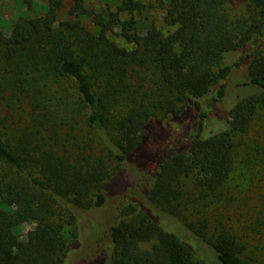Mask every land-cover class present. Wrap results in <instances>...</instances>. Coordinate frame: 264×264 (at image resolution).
<instances>
[{
	"label": "trees",
	"instance_id": "1",
	"mask_svg": "<svg viewBox=\"0 0 264 264\" xmlns=\"http://www.w3.org/2000/svg\"><path fill=\"white\" fill-rule=\"evenodd\" d=\"M143 8L48 0L0 25V264H64L63 221L76 237L127 165L136 197L91 263L264 264V0H159L167 31ZM239 69L257 90L217 117Z\"/></svg>",
	"mask_w": 264,
	"mask_h": 264
},
{
	"label": "rangeland",
	"instance_id": "2",
	"mask_svg": "<svg viewBox=\"0 0 264 264\" xmlns=\"http://www.w3.org/2000/svg\"><path fill=\"white\" fill-rule=\"evenodd\" d=\"M144 2V8L142 10V18L146 17L147 21L154 20L156 25L163 30L167 31L173 27L166 24L163 19L162 10L159 8V0H142ZM71 2H66L63 9L58 14V20L69 18L67 14L68 7ZM239 2H236L235 5H238ZM86 5L88 8H104L110 6L114 8L115 0H86ZM48 10V0H34L31 6L26 5L23 0H0V25L6 35H10L12 32V26L14 22L21 16L24 17H33L41 15ZM137 14V13H136ZM128 16V15H126ZM137 17H140L137 14ZM83 23L89 29H93V23L90 18H83ZM116 31L119 28H115ZM113 38L118 41L120 44H126L125 40L120 37L113 35ZM246 72L243 70H237L232 73L229 78L226 95L222 102L218 105L215 104V116L221 117L224 115L228 107L233 103L237 98L238 92H242V95L254 92L257 88H251L248 85L242 84L246 80ZM240 90L238 91V86L236 83H240ZM6 100V99H5ZM3 97H0V118L4 117L6 114L7 104H3ZM21 113H24L23 109L18 107V104H14L11 109L10 114H15L18 118ZM184 123H175L173 125V130L175 131L178 137L184 129ZM143 165H146L148 161H143ZM142 175L135 167L131 165L125 166L124 170L121 172L115 180H113L110 185L107 187L106 200L105 203L101 206H95L91 209H76L77 216V236L71 237L69 234L73 232L72 224L64 222V231L65 235V244L70 247L68 255L65 259L64 264H94L90 261L93 258L105 253V247L110 241L109 227L116 221L117 214L120 210L122 204L127 201L132 200L136 197L135 186L138 181V178ZM6 208H9L7 205H4ZM32 223H25L23 226H17L16 231H20L24 234L28 229L33 227ZM101 251V252H100Z\"/></svg>",
	"mask_w": 264,
	"mask_h": 264
}]
</instances>
